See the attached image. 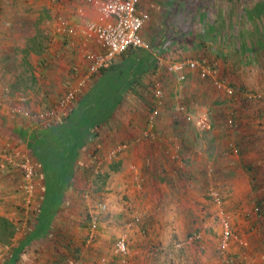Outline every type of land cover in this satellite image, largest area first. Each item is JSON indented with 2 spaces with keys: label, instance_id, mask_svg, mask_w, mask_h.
Returning <instances> with one entry per match:
<instances>
[{
  "label": "crops",
  "instance_id": "obj_1",
  "mask_svg": "<svg viewBox=\"0 0 264 264\" xmlns=\"http://www.w3.org/2000/svg\"><path fill=\"white\" fill-rule=\"evenodd\" d=\"M58 1L71 3L68 5L70 9L59 11L65 16L71 17V6L76 2H81L84 11H79L72 22L64 23L66 26L60 27L61 30L53 29L52 39L38 55L36 64L40 72L35 83H38L36 98L39 105L32 110L49 109L76 76L91 70V53L102 51L98 43L86 37L78 25L83 18L97 17L94 5L87 0ZM255 2L241 7L236 13L229 12L227 20L224 18L221 23L226 27L223 29L224 47L229 42L230 47L233 42H238L234 49L243 51L238 54V59L235 56L224 58L227 54L217 55L216 52L212 56L211 66L217 69L221 78L232 82V85L229 83L231 86H235L236 81L264 85V52L257 58L252 53L250 59L247 57L248 51L264 49V37L253 34L254 26H264V0ZM137 8L140 12L139 3ZM59 24L54 25L61 26ZM154 24L153 19L148 17L141 30L145 39H156L148 34L158 26ZM212 24L215 23L212 21ZM75 25L78 30L72 35L67 28ZM233 27L242 30L238 36L234 35ZM154 32H158L157 29ZM150 48L155 49L152 45ZM141 51L144 52L143 49L123 51L96 71L59 122L38 126L40 131L35 135H42L38 138L32 136V140L35 139L32 143H28L25 137V126L12 121L5 110L6 104L4 106L0 99V196L5 199L0 207V264H93L97 257L105 256L109 247L113 248L110 246L112 237H118L123 232L128 245L125 264H163V261L169 264L179 256L187 258L182 261L184 264H202L204 256L199 252L191 249L171 251L169 247L182 241L184 227L193 218L190 215L193 210L196 217L193 230L203 229L204 238L205 228L209 226L207 219L201 215L204 210L200 211L205 200L201 203L197 201L193 195L196 190L192 189V174L203 164L192 163L191 168L185 166V161L182 162L188 153H191L188 159L191 162L200 154L193 146L195 142L183 141L182 134H178L180 137L173 135L177 133L175 125L163 110H157L150 134L143 136L148 128V113L157 109V103L153 98V105L150 103L146 107L148 97L143 104L148 93L141 77L148 71L149 63ZM5 81L0 77V96L3 99L6 95ZM247 85L238 86L242 97L252 92ZM258 101L264 104V99ZM233 113L240 114L237 110ZM236 128L232 135L240 132ZM46 135L50 138H45ZM237 138L241 139L236 141L240 150L234 151V157L224 156L222 161H228L226 167L231 172L237 167L238 175L255 174L256 169H252V165L241 162L240 157L246 151L242 147H253L256 155V150L259 152L261 149L258 146L264 143L255 138L248 143L241 135ZM124 141L130 144L129 147L112 161L104 162L98 171L96 165L99 159L115 144ZM237 144L229 143L230 146ZM29 151L33 157L29 156ZM27 154L34 165V202H37L27 208L22 204V212L19 202L22 197V172L8 159L20 161ZM231 160L233 166L229 164ZM92 169L96 177L109 174L108 178L95 185L89 177ZM48 185L52 193L47 191ZM91 186H95V194ZM88 193L90 198L85 197ZM97 201L106 202L107 210L100 214L95 241L86 246L84 240L89 210ZM29 209L35 210L34 217H37L28 219ZM134 215L140 217V222L127 227V221Z\"/></svg>",
  "mask_w": 264,
  "mask_h": 264
},
{
  "label": "rangeland",
  "instance_id": "obj_2",
  "mask_svg": "<svg viewBox=\"0 0 264 264\" xmlns=\"http://www.w3.org/2000/svg\"><path fill=\"white\" fill-rule=\"evenodd\" d=\"M255 1L259 0L138 1L139 13H145L149 19H153L154 23L158 25L153 27L151 33H148L156 39H145L143 31H141L143 39L150 46L155 47V49L150 48V52H146L149 50L141 51L149 63L148 71L144 72L143 70L144 73L141 77L144 78L143 81L147 85L148 93L143 104L149 97L146 107L150 106V103L152 106L153 91L155 87L161 88L162 102L157 104L155 108L163 110L162 112L171 117V123L175 125L174 130H177V133L173 135L180 137L178 134H182L183 141L195 142L193 146L200 154L198 155V159L201 158L199 161H196L198 159H192V162L188 160L191 154L188 153L186 154L187 157L182 158V162L185 161V166L188 165L191 168L192 163L204 165V168L202 165L196 173L193 172L194 187L192 189L196 190L193 195L197 201L199 200L201 203L202 200H205L200 211L204 210L201 215L207 219L209 226L205 228L202 242H185L196 223L195 211L193 210L190 214L193 218L184 227L185 234H183L182 241L175 242L169 249L171 251L176 249L195 250L204 256L201 260L202 264H264L262 254L264 252V145L258 146L261 149L259 152L256 150V155H254L253 147H242L246 149L243 156L240 157L242 164H250L252 169H256L255 174L250 176L238 175L237 167L234 169L235 171L232 170V172H236L233 175L231 169L226 167L228 161H222L224 156L225 158L234 157V151L240 150V146H237L241 140L237 137L240 135L248 143H250V139L254 138L260 143H264V120L262 118L264 117L262 114L264 113V104H261L257 99L248 98L246 95V98L242 97L238 86L247 85V82L236 81L235 86H232L234 94L228 96L217 90L210 78L200 79L196 71H188L186 78L179 80L165 64L159 65L155 57L162 58L164 62L191 58L205 66H211L210 63H213L212 56L215 52L217 55L227 54L224 58L235 56L238 59V54H242L243 51L238 48L234 49L238 42H233L232 47H230V42L229 44L225 42L228 45L224 47L223 29L226 27L222 26L221 23L224 18L227 20L226 17L229 12L236 13L241 7L253 5L256 3ZM69 4L71 3L58 0H0V77L6 80L3 82V86H6L4 88L6 95H4V99L0 96V99L4 106L6 104L5 110L12 121L21 126L24 125L27 129L25 137L28 138V143L35 141V139L32 140V136L40 131L39 125L33 119L13 114L9 107L16 102L17 95L21 94L26 98L21 106L31 109L38 108L39 100L36 98L38 83H35V78L40 70L36 64L37 57L52 39L51 31L53 29L63 28V23L72 22L75 17L77 18L79 11H84L81 2H76L71 6V17L65 16L64 12H59L63 8L70 9ZM145 8L146 11H144ZM212 21L215 24H212ZM56 23H60L61 26L54 25ZM155 29L158 32H154ZM253 29V34L264 37V26L260 24L257 27L254 26ZM233 30L236 36L242 31L234 27ZM263 52L264 49L248 51L247 57L250 59L254 55L257 58ZM226 81L232 85V82L227 79ZM248 83L247 87L252 91L248 93L264 91V85ZM180 106L184 107L183 112L179 110ZM235 110L239 111L240 114L235 115L233 113ZM188 114L190 118H187ZM236 127L240 129V132L238 135H232V131L237 129ZM41 135L42 133H38L34 138L41 137ZM230 142L237 145L230 146ZM186 149L189 150L188 146ZM28 154L33 157V153L31 155L30 151ZM232 160L229 164L233 166ZM208 167H211L210 171ZM93 171L92 169L89 177L95 185L100 184V180L103 178H108L109 174L96 177ZM50 185L47 187L48 192L52 190ZM182 187L185 188V186ZM211 187L222 196V207L236 227L237 239L231 241L225 251L219 248L221 235L217 216L218 207L209 195ZM91 189H93L92 193L95 194V186H91ZM21 190L20 207L22 204L25 207L23 181ZM34 196L35 193H33L29 207L32 204L33 206L36 205L37 200L34 202ZM4 200L3 196H0V207ZM21 211H24L22 207ZM187 212L189 213V211ZM34 214L36 211L29 209L28 219L33 218ZM22 217L25 216L22 215ZM112 239L110 246H113L115 241V238ZM179 242H182V245L176 247L175 244ZM59 245L62 246V244ZM102 257H97L96 261ZM104 258L102 264H125L127 261V258L123 261L114 254L113 248L110 249V247ZM186 259L179 256L169 264H184L182 261H186ZM95 262L93 261V264ZM162 263L164 264V261ZM73 264L82 263L74 262Z\"/></svg>",
  "mask_w": 264,
  "mask_h": 264
},
{
  "label": "built area",
  "instance_id": "obj_3",
  "mask_svg": "<svg viewBox=\"0 0 264 264\" xmlns=\"http://www.w3.org/2000/svg\"><path fill=\"white\" fill-rule=\"evenodd\" d=\"M88 3L94 5L96 18H83L80 20V25L86 37L95 40L99 47L100 52H92L91 60L93 62L91 70L75 77L69 88L59 96L55 103L49 109L32 110L27 107L21 106L26 98L23 95H17L16 102L9 107V110L15 114L25 118L33 119L38 125L48 126L55 124L67 113L69 107L73 104L79 92L87 85L91 76L106 63L113 58L122 54L123 51L128 49H143L149 50L150 44L146 42L141 36V30L147 21L148 17L139 13L137 5L139 0H103L95 2L94 0H87ZM64 24V23H63ZM66 24H64V27ZM68 32L72 35L76 34L77 28L68 27ZM159 65L165 64L167 68L179 79H185L188 71H196L200 79L210 78L214 87L220 92L232 96L234 94L233 87L223 78L218 75L216 68L212 66L202 65L199 61L191 58H184L179 60H172L164 62L162 58H157ZM248 98L257 100L264 99V91L247 93ZM162 90L155 87L153 91V98L157 104H161ZM1 104V103H0ZM179 110H185L183 106ZM183 112V111H182ZM157 109L149 113L147 117L148 128L143 133L147 137L152 130L155 122ZM190 118V115H187ZM128 142H120L115 144L109 149L105 155L99 159L96 168L100 169L104 162H110L118 155L123 153L128 147ZM1 156V155H0ZM6 157V156H4ZM9 158V157H6ZM12 161L22 172L23 176V200L27 208L33 199L35 191L34 181V165L29 157H24L20 161L8 159ZM132 169L135 167L132 165ZM211 170V167H208ZM209 195L212 197L215 205L218 207L217 216L220 223V242L219 248L223 251L227 250L231 241L237 239V233L234 230L232 221L228 214L222 207V196L214 189L210 188ZM90 193L85 197L90 198ZM107 210V203L104 201H97L89 210V223L87 228L86 238L84 243L86 246L92 245L97 237V229L99 225L100 214ZM140 222V217L134 215L131 220L127 221L126 226L131 227ZM205 228V227H204ZM203 238V229L193 230L185 239V242L200 241ZM176 247H180L182 242L176 243ZM113 252L125 261L128 255L127 237L125 232L116 237L113 244ZM264 256V252L262 253ZM105 258L102 257L96 261L95 264H102ZM230 264V263H227Z\"/></svg>",
  "mask_w": 264,
  "mask_h": 264
},
{
  "label": "trees",
  "instance_id": "obj_4",
  "mask_svg": "<svg viewBox=\"0 0 264 264\" xmlns=\"http://www.w3.org/2000/svg\"><path fill=\"white\" fill-rule=\"evenodd\" d=\"M239 146V145H238ZM238 150H239V147H238Z\"/></svg>",
  "mask_w": 264,
  "mask_h": 264
}]
</instances>
